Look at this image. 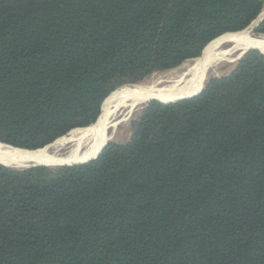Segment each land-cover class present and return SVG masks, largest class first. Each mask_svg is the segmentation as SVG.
<instances>
[{
	"label": "trees",
	"instance_id": "obj_1",
	"mask_svg": "<svg viewBox=\"0 0 264 264\" xmlns=\"http://www.w3.org/2000/svg\"><path fill=\"white\" fill-rule=\"evenodd\" d=\"M264 0H0V143L43 149L104 101L249 28ZM264 35V20L255 28ZM74 166L0 164V264H264V55L148 103Z\"/></svg>",
	"mask_w": 264,
	"mask_h": 264
},
{
	"label": "bare ground",
	"instance_id": "obj_2",
	"mask_svg": "<svg viewBox=\"0 0 264 264\" xmlns=\"http://www.w3.org/2000/svg\"><path fill=\"white\" fill-rule=\"evenodd\" d=\"M228 42L235 45L233 51L256 49L264 55V39H256L249 30L225 34L214 40L206 48L203 58L193 65L183 66L146 85L126 86L116 90L105 102L103 113L97 123L90 127L75 129L47 148L36 151L13 149L0 144V163L15 168L29 167L33 164L51 167L77 165L96 158L107 143L116 140L118 131L114 134L107 131L120 112L136 106V114L144 104L152 100L167 104L196 96L203 89L209 74L217 71L215 70L217 62H221L219 60L227 56L222 45ZM110 128L117 129L115 126ZM67 146L68 152L58 155L57 150L62 151Z\"/></svg>",
	"mask_w": 264,
	"mask_h": 264
},
{
	"label": "rangeland",
	"instance_id": "obj_3",
	"mask_svg": "<svg viewBox=\"0 0 264 264\" xmlns=\"http://www.w3.org/2000/svg\"><path fill=\"white\" fill-rule=\"evenodd\" d=\"M249 30V32L251 33V35H253V36H255V38L256 39H260V38H263L264 39V35L263 34H257L256 32H255V28L254 27H251V28H249L248 29ZM247 31V30H246ZM237 33H239V32H237ZM228 34V33H227ZM223 36V35H222ZM221 37V36H220ZM260 37V38H259ZM219 38V37H218ZM214 41V40H213ZM212 41V42H213ZM211 42V43H212ZM226 45H233V43L232 42H228V43H225V44H223L222 45V48L224 49L225 47L224 46H226ZM206 51V50H205ZM205 51L203 52V55H201L199 58H196V59H193V60H190V61H188V62H186V63H184L183 65H181V66H179V67H177V68H175V69H172V70H169V71H157V72H155V73H153V74H151L150 76H148L145 80H143L141 83H139V84H136V85H146V83L148 84V82L150 83L151 81H153V80H156V79H158V78H160V77H162V75L164 76V75H167V74H169V73H171V72H173V71H175V70H177V69H179V68H181V67H183V66H187V65H193L194 64V62H196L197 60H199L200 58H203V56H204V53H205ZM251 51V50H250ZM259 51V50H258ZM243 51L241 50V51H239V50H236V53H234L232 56H231V58H233L234 60L233 61H223V62H221V63H217L216 64V66H217V68L215 69V70H217L216 72H213V73H211V74H209L210 76H208V78H207V80H206V82H205V84L206 85H204L205 87L207 86V84H208V82H209V80L210 79H212V78H222V77H225V76H228V75H230L232 72H233V70L237 67V65H238V63L242 60V58L245 56V55H243V56H241L240 58H239V56H240V53H242ZM249 52V51H248ZM247 52V53H248ZM218 65H220V66H218ZM126 86H132V85H126ZM126 86H123V87H126ZM123 87H121V88H123ZM121 88H119V89H121ZM204 88V87H203ZM205 89V88H204ZM118 90V89H117ZM156 101V100H155ZM150 102V101H149ZM159 102V101H158ZM148 103V102H147ZM147 103L146 104H144L142 107H141V109L135 114L134 113V116H133V118L131 119V120H129V121H127L125 124H123L121 127H119V129L117 130L118 131V135H117V138H116V140H114V141H110V143H116V144H123V143H126V142H128L129 141V139L131 138V135H132V127H131V123L137 118V116L140 114V112L142 111V109L147 105ZM161 103V102H160ZM103 108H104V106H103ZM102 113H103V111H102ZM101 116V115H100ZM100 118V117H99ZM97 123V122H96ZM94 125V124H93ZM70 146V145H69ZM69 146H67V147H65V148H63L62 149V151L61 150H57V152H58V155H63V154H65V153H67L68 152V149H69ZM40 150V149H39ZM60 151V152H59ZM33 165H37V164H33ZM30 166H32V165H30ZM55 166H58V165H55ZM55 166H51V167H55Z\"/></svg>",
	"mask_w": 264,
	"mask_h": 264
},
{
	"label": "water",
	"instance_id": "obj_4",
	"mask_svg": "<svg viewBox=\"0 0 264 264\" xmlns=\"http://www.w3.org/2000/svg\"><path fill=\"white\" fill-rule=\"evenodd\" d=\"M263 13H264V11H263ZM264 20V15L263 14H261L259 17H258V19L257 20H255L253 23H252V25L249 27V28H251V27H254V28H257L258 26H259V24L262 22ZM249 28H247L246 30H248ZM246 30H244V31H246ZM241 32H243V31H241ZM237 33V32H236ZM225 35V34H224ZM211 43H209L207 46H206V48L210 45ZM225 48L223 49V52H227V56H225L224 58H222L223 60H219V61H221V62H223L224 60L225 61H233L234 59L233 58H231V56L234 54V53H236V51L234 50L233 51V48L235 47V45H226V46H224ZM206 48L203 50V52L206 50ZM250 50H256V49H249V50H247V51H244V52H242V53H240V56H239V58L241 57V56H243V55H245L248 51H250ZM258 51V50H257ZM203 52H202V54L201 55H203ZM260 52V51H259ZM261 53V52H260ZM262 54V53H261ZM221 62H217V63H221ZM206 85V84H205ZM136 86H139V85H132V86H129V87H136ZM204 88H205V86H204ZM204 88L196 95V96H194V97H197L198 95H200L202 92H203V90H204ZM116 91H114L113 93H115ZM113 93H111L110 94V96L113 94ZM109 96V97H110ZM108 97V98H109ZM194 97H191V98H194ZM108 98L104 101V103H103V106H104V104H105V102L108 100ZM189 99V98H188ZM152 101H155V100H152ZM151 102V101H150ZM150 102H148V103H150ZM147 103V104H148ZM163 104H166V103H163ZM167 104H171V103H167ZM103 106H102V109H103ZM135 111H136V106H134V107H131V108H129V109H127L126 111H124V112H120L119 113V115L118 116H116L113 120H114V122H113V124H112V126H115V128H117V129H114V128H110V127H112V126H110L109 128H108V133L109 132H111L112 134H114L115 133V131H117L118 129H119V127H121L123 124H125L127 121H129V120H131L132 118H133V116H134V113H135ZM119 117V118H118ZM110 143V142H109ZM109 143H107L105 146H104V148L100 151V153L97 155V157L96 158H94V159H92V160H90V161H88V162H86V163H89V162H91V161H93V160H96L99 156H100V154L102 153V151L105 149V147L109 144ZM1 145H5V146H7V147H10V148H13V149H19V148H15V147H12V146H9V145H6V144H3V143H0ZM51 145V144H50ZM49 146V145H48ZM48 146H46L45 148H47ZM44 149V148H43ZM20 150H25V149H20ZM26 151H30V150H26ZM86 163H82V164H86ZM1 164V163H0ZM1 165H3V164H1ZM77 165H80V164H77ZM4 166H7V165H4ZM37 166H45V165H32V166H29V167H24V168H16V169H27V168H32V167H37ZM58 166H74V165H58ZM7 167H9V166H7ZM46 167H49V166H46ZM55 167H57V166H55ZM11 168H15V167H11Z\"/></svg>",
	"mask_w": 264,
	"mask_h": 264
}]
</instances>
